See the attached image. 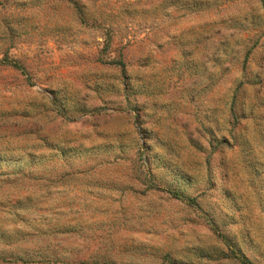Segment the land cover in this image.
Segmentation results:
<instances>
[{"label":"rangeland","instance_id":"obj_1","mask_svg":"<svg viewBox=\"0 0 264 264\" xmlns=\"http://www.w3.org/2000/svg\"><path fill=\"white\" fill-rule=\"evenodd\" d=\"M0 264H264V0H0Z\"/></svg>","mask_w":264,"mask_h":264},{"label":"trees","instance_id":"obj_2","mask_svg":"<svg viewBox=\"0 0 264 264\" xmlns=\"http://www.w3.org/2000/svg\"><path fill=\"white\" fill-rule=\"evenodd\" d=\"M121 65H122V63H120ZM180 197V196H179ZM180 198H182V197H180Z\"/></svg>","mask_w":264,"mask_h":264}]
</instances>
